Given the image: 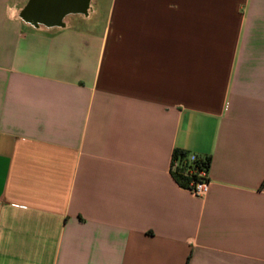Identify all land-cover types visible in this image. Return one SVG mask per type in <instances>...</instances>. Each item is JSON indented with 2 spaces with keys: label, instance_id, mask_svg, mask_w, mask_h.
<instances>
[{
  "label": "crops",
  "instance_id": "obj_1",
  "mask_svg": "<svg viewBox=\"0 0 264 264\" xmlns=\"http://www.w3.org/2000/svg\"><path fill=\"white\" fill-rule=\"evenodd\" d=\"M30 1L0 0V264H264V0Z\"/></svg>",
  "mask_w": 264,
  "mask_h": 264
},
{
  "label": "built area",
  "instance_id": "obj_2",
  "mask_svg": "<svg viewBox=\"0 0 264 264\" xmlns=\"http://www.w3.org/2000/svg\"><path fill=\"white\" fill-rule=\"evenodd\" d=\"M172 172L183 169L188 177L184 185L194 196L204 197L207 195L210 187L209 165L206 158L196 153L187 152L184 155H178L173 158L171 164Z\"/></svg>",
  "mask_w": 264,
  "mask_h": 264
},
{
  "label": "water",
  "instance_id": "obj_3",
  "mask_svg": "<svg viewBox=\"0 0 264 264\" xmlns=\"http://www.w3.org/2000/svg\"><path fill=\"white\" fill-rule=\"evenodd\" d=\"M57 0H31L26 8L29 14L35 20L54 21L65 8H54L51 4ZM82 9V8H78Z\"/></svg>",
  "mask_w": 264,
  "mask_h": 264
},
{
  "label": "trees",
  "instance_id": "obj_4",
  "mask_svg": "<svg viewBox=\"0 0 264 264\" xmlns=\"http://www.w3.org/2000/svg\"><path fill=\"white\" fill-rule=\"evenodd\" d=\"M186 151H176L174 157L178 156V155H184L186 154ZM208 162L209 165V159L206 158V163ZM175 176L180 179L183 184L185 185L188 177L185 175L184 170L183 169H178L177 171L174 172Z\"/></svg>",
  "mask_w": 264,
  "mask_h": 264
},
{
  "label": "flooded vegetation",
  "instance_id": "obj_5",
  "mask_svg": "<svg viewBox=\"0 0 264 264\" xmlns=\"http://www.w3.org/2000/svg\"><path fill=\"white\" fill-rule=\"evenodd\" d=\"M74 1L79 5L80 8H83V7H82L83 4L86 3V0H74Z\"/></svg>",
  "mask_w": 264,
  "mask_h": 264
},
{
  "label": "rangeland",
  "instance_id": "obj_6",
  "mask_svg": "<svg viewBox=\"0 0 264 264\" xmlns=\"http://www.w3.org/2000/svg\"><path fill=\"white\" fill-rule=\"evenodd\" d=\"M106 1V0H105ZM105 4H107V5H109V3H108V1H106V3ZM106 8V7H105Z\"/></svg>",
  "mask_w": 264,
  "mask_h": 264
}]
</instances>
